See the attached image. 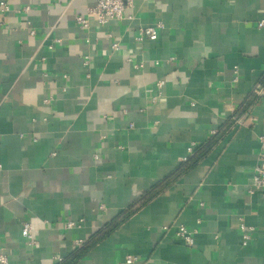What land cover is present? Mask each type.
<instances>
[{
	"label": "crops",
	"instance_id": "1",
	"mask_svg": "<svg viewBox=\"0 0 264 264\" xmlns=\"http://www.w3.org/2000/svg\"><path fill=\"white\" fill-rule=\"evenodd\" d=\"M3 1L0 252L10 264H57L130 211L75 264H264V191L253 189L264 97L245 103L264 88V0H135L132 21L91 19L87 31L76 17L96 0ZM157 23L156 41H135ZM238 112L245 123L227 125ZM214 140L177 178L188 150ZM181 226L193 247L176 237ZM243 227L254 230L246 247Z\"/></svg>",
	"mask_w": 264,
	"mask_h": 264
},
{
	"label": "built area",
	"instance_id": "2",
	"mask_svg": "<svg viewBox=\"0 0 264 264\" xmlns=\"http://www.w3.org/2000/svg\"><path fill=\"white\" fill-rule=\"evenodd\" d=\"M135 0H96V4L94 7L90 8L87 11L86 15H80L76 17V25L83 31H87L91 27V19H94L99 26H107L112 22H122V21H132L134 18L132 15L127 14V10L133 7ZM10 6L7 2L3 1L0 4V11L3 14H7L10 12ZM30 11L29 7L23 9V12L28 13ZM258 28H264V20H262L258 24ZM164 29L163 23H157L152 27H142L138 30L135 41L137 43H143L145 41H156L159 37V33ZM34 34V32H32ZM59 41H55L58 43ZM51 49L53 46L50 47ZM112 48L117 50L119 48L118 44H113ZM88 64V62H86ZM137 70L143 69L144 64L135 65ZM163 87V83L158 84V89L161 90ZM264 97V88L259 84L255 86L252 90L250 97L245 101V103L249 102L251 97ZM161 98V93L157 92L151 98V101L156 104L158 100ZM47 100L45 103H48ZM240 112V111H239ZM236 113L232 118H230L226 124H231L233 126L243 125L246 121V116H240V114ZM132 127V126H131ZM218 131L212 132V137L216 136ZM196 149L192 146L188 150V158L184 159V163L188 162V160L194 156ZM253 189L264 191V135L260 137V156H259V164L255 170L254 181H253ZM84 220L80 221H70L65 224V228L67 230H73L81 228ZM243 231V246H248L251 238V232L253 229H248L246 227L242 228ZM22 236L29 242L30 245H35L36 240L33 234V227L30 222H24L22 227ZM176 237L182 240L186 246L193 247L195 245V237L194 233L187 230L184 226H181L177 231ZM89 242L78 241L77 242V250H80L88 245ZM63 260L59 261L62 262ZM138 262V258L132 255H129L125 259V264H135ZM0 264H10L9 256L1 250L0 252Z\"/></svg>",
	"mask_w": 264,
	"mask_h": 264
},
{
	"label": "trees",
	"instance_id": "3",
	"mask_svg": "<svg viewBox=\"0 0 264 264\" xmlns=\"http://www.w3.org/2000/svg\"><path fill=\"white\" fill-rule=\"evenodd\" d=\"M264 82V81H263ZM262 82V83H263ZM216 137V136H215ZM214 137V138H215ZM214 141H210L203 146H200L199 148L196 149L195 154L193 157H191L188 162L184 163L180 170L177 171V178L185 175V173L189 172L192 168H194L200 160H202L206 155L207 152L212 148L214 145ZM169 184V183H168ZM163 190L162 188H156L155 191H152L146 196V199L142 202L143 204H146L156 196H158ZM133 212L130 211L124 215L121 216L120 220H118L115 224H112L109 226L107 230L103 232L104 236L103 237H96L94 238L93 242L87 245L86 247L76 250L75 253L72 254L70 258H67L66 260H63L62 262H58L57 264H75L77 261L81 259L82 256H84L92 247H94L97 243H99L103 238L108 236L110 233L118 229V227L126 220L128 219Z\"/></svg>",
	"mask_w": 264,
	"mask_h": 264
}]
</instances>
